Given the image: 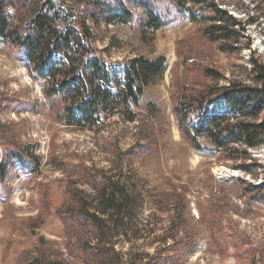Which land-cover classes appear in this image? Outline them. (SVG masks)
<instances>
[{"label":"rangeland","instance_id":"374dc122","mask_svg":"<svg viewBox=\"0 0 264 264\" xmlns=\"http://www.w3.org/2000/svg\"><path fill=\"white\" fill-rule=\"evenodd\" d=\"M61 1L62 10L77 15L87 2L105 0ZM148 1L168 12L163 27L103 25L94 29L95 46L111 63L161 58L163 72L146 85L131 115L102 114L95 129L57 124L39 86L0 44V161L17 154L0 180V264H83V245L105 243L120 253L121 264H145L164 246L180 255L176 264H264V203L247 192L264 182V147L235 148V156L223 159L203 142L207 152L196 153L172 112L185 88L253 85L252 60L264 66V0H186L200 11L199 23L177 13L173 0ZM216 10L238 24L227 51L202 32ZM134 17H142L137 9ZM76 164L118 184L122 194L114 191L115 198L129 200L130 216L118 227L119 218L97 212L98 191L72 175ZM71 198L102 216L109 232L102 241L67 235L63 215L78 211Z\"/></svg>","mask_w":264,"mask_h":264},{"label":"trees","instance_id":"16d2710c","mask_svg":"<svg viewBox=\"0 0 264 264\" xmlns=\"http://www.w3.org/2000/svg\"><path fill=\"white\" fill-rule=\"evenodd\" d=\"M61 3V0H0V44L12 51L28 77L39 86L57 124L95 129L102 114L122 111L131 115L129 111L142 104L146 85L162 74L163 59L108 62L104 51L95 46L94 29L137 23L141 30L157 31L165 25L168 12L161 14L148 0H105L87 2L75 15L62 10ZM186 5V0H173L177 13L186 14L191 23H199L197 12L200 11L192 12ZM135 9L142 15L139 20H135ZM203 9L212 12L211 6ZM206 20L209 24L202 28L206 39L220 43L227 51L226 46L235 35L233 27L238 24L225 20L221 10H216ZM227 22H231V26L226 25ZM229 48L235 49L232 45ZM251 65L252 86L229 81L224 87L216 84L198 91L181 87L182 93L174 96L172 112L177 128L194 152H207L204 142L211 147L209 154L228 159L237 154L235 148H244L241 152L246 153V150L264 147V66L254 60ZM193 66L191 62L187 69ZM202 72L207 76L210 73V77L215 75L212 71ZM147 105L150 107V102ZM16 155L6 154L4 162L0 161V180L4 178L3 167ZM71 170L72 175L101 195L99 214L119 218L114 220L117 227L130 216L129 200L122 202L121 198H115L114 191L119 196L122 194L118 184H111L102 174L83 164H76ZM247 192L258 195L264 203V182L249 186ZM70 203L78 211L76 216L63 215L64 224L68 225L67 235L78 239L93 235L97 241H102L103 235L109 233L102 216L91 212L87 204L79 200L74 202L71 198ZM81 250L83 264L122 262L120 253L108 243L85 244ZM180 258L177 252L164 246L148 256L145 264H176Z\"/></svg>","mask_w":264,"mask_h":264},{"label":"bare ground","instance_id":"6f19581e","mask_svg":"<svg viewBox=\"0 0 264 264\" xmlns=\"http://www.w3.org/2000/svg\"><path fill=\"white\" fill-rule=\"evenodd\" d=\"M220 175V174H219Z\"/></svg>","mask_w":264,"mask_h":264}]
</instances>
